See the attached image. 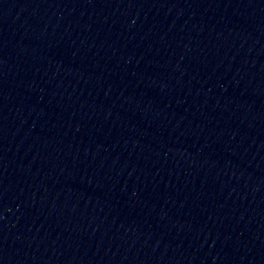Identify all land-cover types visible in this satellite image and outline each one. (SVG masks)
Here are the masks:
<instances>
[{"label":"water","instance_id":"obj_1","mask_svg":"<svg viewBox=\"0 0 264 264\" xmlns=\"http://www.w3.org/2000/svg\"><path fill=\"white\" fill-rule=\"evenodd\" d=\"M0 264H264V0H0Z\"/></svg>","mask_w":264,"mask_h":264}]
</instances>
